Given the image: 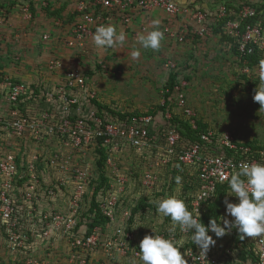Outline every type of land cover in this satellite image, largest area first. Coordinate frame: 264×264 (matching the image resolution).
Returning <instances> with one entry per match:
<instances>
[{
  "label": "built area",
  "instance_id": "2783aa9c",
  "mask_svg": "<svg viewBox=\"0 0 264 264\" xmlns=\"http://www.w3.org/2000/svg\"><path fill=\"white\" fill-rule=\"evenodd\" d=\"M97 5L101 8L96 7ZM152 8L163 11L165 20L161 23V31L170 41L175 42H182L190 34L210 35L208 24L211 21H222L224 29L234 36L236 50L241 56L259 53L255 74L264 81V13L262 9L258 11L250 4H243L236 12L222 3L213 13H209L189 5H181L175 0H94L92 3L80 0L75 8L77 19L68 30L65 43L68 47L82 46L88 37H93L98 26L111 25L116 17L123 25L124 31L127 28L133 32L135 30L130 24L134 13L149 11ZM21 10L24 18L31 17L28 4L21 7ZM230 15L234 17L230 18ZM257 15V18L245 23L240 29L241 21ZM137 35L135 32L134 40ZM43 38L47 39L48 35H43ZM60 62L58 59L51 61L50 67H62ZM89 88V75L86 72L66 66L61 82L46 93L53 97L46 98L52 109L35 111L30 105L33 104V91L30 85L10 79L4 80L1 84L5 100L4 109L0 112L2 133L19 139L28 137L46 145L57 143L60 149L67 150L66 158L63 160L65 165H61L63 169H66V163L74 157V152L82 154L89 147L95 151L98 158V149L101 148L103 151V173L106 176V184L103 187L95 190V184L91 183L89 196L84 197L86 187L84 190L82 188L89 184V180L73 186L71 188L73 192L70 191L69 194H66V187L69 186L66 179L62 180L60 177L56 183L65 186L58 189L59 196H65L66 201L76 203L71 211L73 214L77 210L78 202L84 199L94 200L99 214L106 219L103 226H94L90 233L86 234L83 231L80 236L74 235L71 242L74 248L82 247L88 254L99 251L106 257L105 259L117 260L123 257L142 264L139 244L145 235H162L186 243L191 240L190 232H181L179 226H176L175 233L171 235L164 231L154 234L149 230L139 232L132 225L129 226L130 219L135 214L132 213L133 207L136 206L138 199L141 196H150L162 182L164 172L170 171L173 164L184 165L185 170L195 176V188L190 197L189 211L195 215L198 208L200 216L207 203L214 200L217 185L228 182L227 179L221 182L222 175L230 178L233 169L238 170L244 163L264 164V147L253 149L237 140L230 130L224 129L217 135L214 130L207 129L199 134V140L183 141L176 124L170 122L172 115L183 117L192 129L197 127V122L194 112L186 105L181 93L174 101V104L179 106L180 113L170 111L171 108L168 106L172 105L173 101L165 96L161 105L168 106L165 111H160V115L139 111L137 114L119 117L109 111L99 112L96 105H92L94 97L89 95ZM175 88L177 84L172 90H176ZM158 119H161L160 123ZM254 152L255 156L252 155ZM50 154L49 163L57 165L62 153L53 151ZM124 158L130 160L128 165H124ZM35 161L34 155L25 165L27 179L22 177L17 179V169L20 166L17 157L10 152L0 155V224L5 230H11L8 231L7 240L12 245L11 248L18 251L26 246L24 240L15 234L16 231H20L21 217L36 214L33 203L44 199L38 194L40 180L34 174ZM73 172L78 179L84 175L77 168H74ZM41 182L45 183L46 179L41 178ZM47 192L53 201L56 197L55 191L48 189ZM127 192H130L127 207L121 211L118 208L119 202ZM226 199L232 203L238 202V198L234 196ZM21 202L24 203L23 209ZM145 210L149 211L147 206ZM38 215L45 221L50 216L47 213ZM224 215L225 210L222 216ZM71 218L66 233L76 226L74 218ZM228 219L233 218L229 216ZM238 235L234 228L222 238L217 239L214 236L216 244L209 249L205 257L197 246L191 244L184 246L180 251L186 254L188 264H264V236L234 241ZM240 249L249 253V256L241 261L234 259ZM78 257L79 264H85V257L81 255ZM31 261L28 259L25 264H30ZM95 263L103 264L104 258L95 259Z\"/></svg>",
  "mask_w": 264,
  "mask_h": 264
},
{
  "label": "rangeland",
  "instance_id": "374dc122",
  "mask_svg": "<svg viewBox=\"0 0 264 264\" xmlns=\"http://www.w3.org/2000/svg\"><path fill=\"white\" fill-rule=\"evenodd\" d=\"M72 1L73 8H77L80 0ZM216 5L217 3L213 4L214 7ZM74 18L76 20L77 15ZM74 18L72 22H69L72 18L66 16V26L63 25L62 18L55 19L54 31L50 35L48 31L46 32L48 42L42 37L44 32L40 35V29L31 32L33 23L25 24L26 29L32 33L31 38L28 37V31L23 38L20 36L22 31L18 33L15 31L11 32L7 39L0 31V46L2 47L3 43L7 47L6 54H1L0 48V69L2 70L0 87L6 79L22 81L30 85L33 91V104L29 103L33 109L35 111L51 110L52 105L46 98L53 97L46 93L52 91L60 82L56 85L53 81L50 85L45 84L44 77L60 76L59 81L62 79V67L51 68L50 64L57 59L56 50L65 48L66 53L69 52L66 54V66L79 68L80 71L89 73V95H93L94 99H98L102 105H108L126 113L144 112L155 110L164 98L170 97L173 101L172 105H167L171 108L170 111L180 113L179 106L175 105L174 101L181 93L186 105L192 109L194 117L200 124L216 130H234L242 139L257 141L264 145V108H260V104L253 100L255 90L259 89L262 80L258 84L245 80L244 73H251L249 65L246 61H241L230 47L218 41L217 38H211L209 34L198 37L190 34L182 42H175L165 37L159 51L140 48L139 58L133 59L131 52L139 48V45L133 39V35L127 32V28L124 32L125 44L114 47L115 52L112 53L110 52L113 48L100 50L94 47V42L90 46L92 36L88 37L80 47H68L65 43V33L67 35L75 22ZM151 29L152 27L149 31ZM52 41L56 44L49 43ZM101 51L105 54L97 56ZM87 66L90 68H86ZM170 77L177 81V88L174 91L170 89L166 91L168 88L165 84ZM1 93L0 88V112L5 104ZM165 94L169 95L165 97ZM156 113L160 115V111ZM158 122L160 123L161 119H158ZM60 148L57 143L46 145L44 142H37L28 137L20 139L9 137L0 131V155L7 152L13 153L20 162L17 179L27 177L25 165L35 155L34 174L40 180L38 194L44 198L33 203L36 214L25 215L20 219V231H16L15 234L24 240L25 248H21L20 251L11 248L12 245L7 240L8 231L11 230L0 231V264H25L28 259L32 260L30 264H79L78 255L85 257V264H95V259L98 258H104L103 264H138L123 257L117 260L108 258V260L99 251L88 254L82 247L72 246V237L76 234L80 236L83 231L86 232L83 223H85V213L91 206V201L84 199L78 202L77 210L73 214L71 211L76 203L66 201L65 196H59L58 189L65 186L56 183L60 177L62 180L66 179L69 184L66 187V194H69L70 191L73 192L71 189L73 186L89 180V184L87 186L85 184L82 188L84 190L86 187L84 197L89 196L92 186L89 185L95 179L99 181L97 157L95 151L88 147L82 154L74 152V157L66 163V169H63L61 165H65L63 160L66 158L67 150ZM53 151L62 153L57 165L49 163L50 153ZM129 162V159H123L124 165H128ZM74 168L83 172L84 175L80 179L73 172ZM41 178L46 179V182L42 183ZM48 189L55 191L56 197L53 201L49 198ZM20 205L23 209L24 203L21 202ZM126 207L127 204L121 208V211ZM39 213H47L50 216L45 221L38 215ZM71 217L74 218L76 226L66 233ZM156 221L157 218L152 217L146 221L143 220L142 224L149 226L146 223L152 224ZM2 227L5 228L0 224V228ZM106 234L109 235V233Z\"/></svg>",
  "mask_w": 264,
  "mask_h": 264
},
{
  "label": "clouds",
  "instance_id": "9594fccd",
  "mask_svg": "<svg viewBox=\"0 0 264 264\" xmlns=\"http://www.w3.org/2000/svg\"><path fill=\"white\" fill-rule=\"evenodd\" d=\"M151 26L150 31L137 35L136 43L139 48L131 52L133 59L139 58L140 48L156 52L162 47L165 35L160 30V21L152 20ZM92 40L97 49L107 50L123 46L126 34L117 31L115 25H101L96 28ZM253 100L260 104V108H264V81L261 82L258 90L256 88ZM220 179L221 182L228 180L230 191L227 194L238 198V202L232 203L226 199L225 215L219 217V220L210 218L207 226L201 222L198 208L194 215L182 199L171 196L155 202L157 213L161 218L171 219L172 227L167 229L168 233L174 234L176 226H179L181 232H191V241L200 249L204 257L216 244V239L209 235V232L217 239L231 233L234 228L241 240L264 236V164L244 163L238 170L233 169L230 178L222 175ZM229 216L233 219L229 220ZM181 248H183V240L176 241L162 235H145L139 244L140 260L142 264H188L185 259L186 254L181 253Z\"/></svg>",
  "mask_w": 264,
  "mask_h": 264
},
{
  "label": "trees",
  "instance_id": "16d2710c",
  "mask_svg": "<svg viewBox=\"0 0 264 264\" xmlns=\"http://www.w3.org/2000/svg\"><path fill=\"white\" fill-rule=\"evenodd\" d=\"M26 1V0H25ZM90 3H92V1H89ZM203 3V2H201ZM209 3V2H208ZM221 3H224L226 5L227 8H231L233 11H238L239 8L243 5V4H250L252 6L256 7V10H263L264 13V0H256L254 2H249L247 1H237L235 3H233L230 0H225V1H219L217 3L216 6L220 5ZM210 8H208L207 5L204 4H200L199 6H196L195 3L192 4H185V5H189L190 7L193 8H197L198 10L201 11H206L209 13H213V10H215L216 6L214 7L212 5V2H210ZM100 5H97L96 7L101 8ZM77 15V12H74ZM233 15H230V18H233ZM257 16H255L254 18H247L245 19V21H241L240 22V29H242L244 27L245 23L248 22H252L255 18H257ZM211 33L210 36L211 38H217L218 41H220L221 43H223L224 45H227L228 47L231 48V50L235 53V55L237 57H239V59L241 61H246V64L249 65L251 73H244L245 76V80L249 81L251 80L254 84H258L260 82V79L258 78V76H256L255 74V66L257 64V62L259 61L258 59V54L257 52H254V54H249V55H244L241 56L240 53H238V51L236 50V46H235V38L234 36H231V34H229L227 32V30L224 29L223 27V22L222 21H211L208 24ZM198 37V36H197ZM253 70V71H252ZM249 72V71H247ZM248 76V77H247ZM169 81V82H168ZM177 84V81H174L173 77H170L165 84V87L168 88V90H172L173 86ZM169 94H165V96H167ZM94 104L96 105L97 109L99 110V112H103V111H109L114 115H118L119 117H124L125 115H131V114H137L139 113L138 111H133V112H124L121 113L120 110H116L111 108L108 105H102L101 103H99L97 100L93 99ZM167 107V104L164 105H158L157 108L155 110H149L148 112H151L152 114H155L156 111H165ZM174 113V112H172ZM170 122L172 124H176V128L178 130V132L180 133V135L182 136V140L183 141H194V140H199V134L202 131H205L207 129H212L206 125L200 124L197 119V127L195 129H192L190 127V125L187 123L186 120L183 119V117L179 118V115H172V118L170 119ZM216 132V134L218 135V133H220V130H216V129H212ZM231 133L234 135V137H236L237 140L241 141V143L246 144L251 146L253 149H260L263 148L264 145L260 144L257 141H247L245 139H242V137H240V135H238L234 130H230ZM98 155L99 157L97 158L96 161V165H97V172H98V176H99V181H96L97 179L93 180L91 183L95 184V190L103 187L106 183V176L103 173V161H104V154L103 151L101 150V148L98 149ZM253 156H255V152L252 153ZM170 171H166L164 172V174L162 175V182L155 188V190L153 191V193L148 196V197H143L141 196L137 203L136 206L133 207V211L132 213L134 216L130 219V225H132V227L138 229L139 232H144L145 230H149L151 234L154 233H158L161 231L164 232H168L167 229L172 227V222L170 217H163L161 218V216L157 213V205H156V201L161 200V199H166L168 197L171 196H175L179 199H182L185 204L186 207L188 208V210L190 209L189 206V201H190V197L193 193V190L195 188V182H196V178L195 176L190 175L187 170H185L184 165H181L180 163H175L173 164L171 167ZM98 178V177H97ZM227 189L229 190V183L226 182L224 184H218L217 188H216V196L214 198V200L209 201L207 203V205L203 208V210L201 211V222L207 226L209 219L210 218H216L217 220H219V217H221L223 215V212L225 210V205H224V201L225 198H229L230 196L227 195ZM129 194L130 192L125 193V196L123 198V200L121 202H119V206L118 208L121 210V208L123 206H125L128 202L129 199ZM93 199V198H92ZM148 207L149 211L145 210V207ZM93 211L95 213H93ZM85 223L84 226L86 227V234L90 233L92 228L96 225H104L106 222V219L99 214L98 209H97V203L92 200L91 201V206L89 207L88 211H86L85 213ZM157 218L156 223H146L149 226H144L142 224V221L148 218ZM79 224H82L81 221H78ZM141 223V224H140ZM1 232H5V228H0ZM209 235H212L214 238V234L209 232ZM190 235H192V233L190 232ZM240 240V236L238 235L237 237H235L234 241H238ZM191 244L192 246H195L194 243L191 240H188V243H186L185 241L183 242V247ZM25 250V249H22ZM26 252V251H25ZM246 251H244L243 249L238 250L237 255H235L236 258L234 259H238V260H243L245 257L249 256V253L245 254ZM25 254V253H24ZM24 256V255H23ZM96 264V263H95Z\"/></svg>",
  "mask_w": 264,
  "mask_h": 264
},
{
  "label": "crops",
  "instance_id": "0c3cea01",
  "mask_svg": "<svg viewBox=\"0 0 264 264\" xmlns=\"http://www.w3.org/2000/svg\"><path fill=\"white\" fill-rule=\"evenodd\" d=\"M71 1H69V0L68 1L67 0H26V1L25 0H0V31L3 34V36H5V38H7V39H9L8 37H9V35H11V32L17 31V33H18V31H22V33H20V36H22V38H23L27 34L26 31L29 30V29H26L25 24L33 23L34 26H33V29L31 30L32 33L34 30L40 29V35L42 34V32H44L43 35H47L46 34L47 31L49 32V35H50V33H52L54 31L53 30V25H54L53 21L55 19L62 18L64 20L62 23L64 26H66V16L67 17L69 16V18L71 17L72 19L71 20L68 19V20H69V22L70 21L72 22V20L76 14L73 12L75 10V8H73L74 3L72 1V3L70 4ZM175 1H177L181 5L192 4V2L194 1L193 3H195L196 6H199L200 4H204V5H207L208 8H210L211 7L210 2H212V5H213L214 3H218L219 1L223 2L225 0H175ZM230 1H234L233 3H235L237 1L239 2V1H247V0H230ZM248 1L254 2L256 0H248ZM201 2H203V3H201ZM25 4H28L29 11L31 13V17L29 19L24 18L23 12L21 10V7H23ZM216 8H217V6H216ZM133 17H134L133 21L130 25H131V28L134 29L135 31L131 32V30H127V32L129 34L133 35V37H134L135 32L139 34V33L146 32L147 30L149 31V29L152 27L151 26L152 20L158 19L160 21V25L165 20L163 11L161 9H158V8H152L149 11L141 12L138 14L134 13ZM74 20H75V18H74ZM139 23H141V24H139ZM111 25H115L117 28V31L121 30V31L125 32L123 29L124 28L123 25L120 23V21H119V19H117V17L111 23ZM17 27H20V29H17ZM31 32H29V34H28V37H30V38L32 36ZM43 35H42V37H43ZM48 39L46 42L49 41ZM65 40H66V33H65ZM25 41H26V39H25ZM49 43H51L53 45L56 44L55 41H52ZM21 44H24V43H21ZM89 44H90V46L93 44L92 39L90 40ZM0 48L2 49L1 54H6L7 47L4 46L3 43H2V47L0 46ZM51 50H52V47H51ZM56 52H58V54L55 55V57L57 59L61 60L60 63L62 65V69H63V73H64V71L66 69V54H69V52L66 53L65 48H62L61 50L58 49V50H56ZM112 52H115L114 48H113V50H111L110 53H112ZM103 54H105V52L101 51L99 53V55H97V56L100 57ZM45 55H47V54H45ZM86 68H90V67L87 66ZM1 71L2 70L0 69V72ZM86 73L89 75L88 72H86ZM44 78H45L44 79L45 84H49V85H50V83H52V81L56 85L57 83L61 82V80H62L61 79L59 81L60 76L59 77L51 76L49 78L48 77H44ZM1 95H2V93H1ZM95 100L98 101V99H95ZM4 106H5V104H3L2 109H4ZM222 130H224V129H222ZM222 130H220V131H222Z\"/></svg>",
  "mask_w": 264,
  "mask_h": 264
}]
</instances>
